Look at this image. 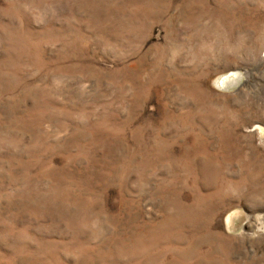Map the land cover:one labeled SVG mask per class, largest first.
I'll return each mask as SVG.
<instances>
[{
  "label": "rangeland",
  "instance_id": "374dc122",
  "mask_svg": "<svg viewBox=\"0 0 264 264\" xmlns=\"http://www.w3.org/2000/svg\"><path fill=\"white\" fill-rule=\"evenodd\" d=\"M0 264H264V0H0Z\"/></svg>",
  "mask_w": 264,
  "mask_h": 264
},
{
  "label": "bare ground",
  "instance_id": "6f19581e",
  "mask_svg": "<svg viewBox=\"0 0 264 264\" xmlns=\"http://www.w3.org/2000/svg\"><path fill=\"white\" fill-rule=\"evenodd\" d=\"M232 75H236V74H234V72H231V74H230V76H232ZM240 76V75H239ZM238 77V76H237ZM227 80V79H226ZM232 82V81H231ZM256 126H258V125H256ZM230 220V219H229Z\"/></svg>",
  "mask_w": 264,
  "mask_h": 264
}]
</instances>
